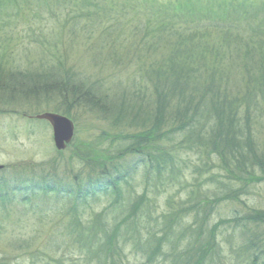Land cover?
I'll return each mask as SVG.
<instances>
[{
	"label": "trees",
	"instance_id": "1",
	"mask_svg": "<svg viewBox=\"0 0 264 264\" xmlns=\"http://www.w3.org/2000/svg\"><path fill=\"white\" fill-rule=\"evenodd\" d=\"M109 1L104 0L105 9L90 0V18L94 16L101 24L98 28H107L109 35L111 29H118L128 36L125 52L134 55H125L133 59L126 70L134 78L129 80L133 94L126 102L108 100L101 91L90 92L84 82L71 85L65 72L62 78L54 69L23 78L0 67L3 97L37 99L42 92L61 99L67 107L77 103L111 123L112 136L101 132L100 144L90 148V155L84 148L78 152L80 166L88 155L90 163L98 166V158L102 164L86 169L83 176L77 174L79 179L74 175L72 180H59L54 159L50 169L39 165L5 190L2 180L0 210L23 202L31 212H44L71 195V200L86 205L91 198L108 194L114 198L108 207L115 214L109 225L106 210L83 222L76 208L66 214L62 238L57 237L59 244L72 239L78 264H90L91 259L117 264L123 238L131 239L136 249L149 251L148 264L158 258H165L161 262L165 264L167 255L169 264H223L215 233L219 227L226 231L225 226L233 225L234 230L237 220H219L211 229L208 219L213 207L222 201V192L226 199H237L231 189L234 184L245 188L264 181V151L255 133L256 127L264 125V1L168 0L162 4L153 0L120 5ZM18 3L0 0V9H18ZM42 4L49 15L54 14L51 6H60L67 14V9L87 7L85 0H44ZM101 10L108 14L110 26L104 25ZM101 144L106 145L108 158L94 155ZM188 153L196 163H190ZM138 168L144 169L145 190L124 197L123 188L129 187ZM186 170H191L192 191L185 198L169 196L164 211L154 217L146 190L178 185ZM109 172L115 176L106 177ZM201 182L216 184V193H202ZM181 187L185 192L187 186ZM257 212H249L247 218L261 225L264 213ZM228 234L233 240L234 235ZM32 238L27 242L32 243ZM231 242L227 240L228 245ZM252 245L260 248L257 242ZM251 249L248 244L243 254L238 250L239 264L257 262Z\"/></svg>",
	"mask_w": 264,
	"mask_h": 264
},
{
	"label": "rangeland",
	"instance_id": "2",
	"mask_svg": "<svg viewBox=\"0 0 264 264\" xmlns=\"http://www.w3.org/2000/svg\"><path fill=\"white\" fill-rule=\"evenodd\" d=\"M43 1L17 0L18 9L11 10L7 7L0 9L1 69L14 75L20 74L23 78L29 77L30 74L45 75L47 71L54 69L60 71L61 78L64 72L71 77V85L84 82L86 90L101 91L108 100L121 102L129 100L130 94H133L129 80L133 76L126 67L133 59L125 55L127 53L134 55V53L125 52L124 44L128 36L119 33L118 29H111L109 35L107 28L103 31L102 28H98L101 24L96 22L94 16L90 18V0H85L87 6L85 9H81L80 5L83 11H73L66 7L69 15L60 6L49 7L54 13L49 15L50 10H45ZM114 1L120 5L121 3L140 4L153 0H110L109 2ZM157 1L164 4L168 0ZM93 3L108 9L106 6L108 4L105 5L104 0H93ZM99 13L105 21L104 25L110 26L108 14L103 10ZM77 14L78 16H75ZM90 21L94 23L90 25ZM131 69L134 70V65ZM38 93L40 92L36 95ZM44 95L46 93L41 92L36 96L37 99L35 96L12 99L3 97L0 93V165L5 167L4 172L0 174V181L4 180V190L9 185H13L14 181L20 183L21 176H30L31 171L39 165H45L46 169H50L55 164L54 159L57 162L56 177L59 180H68V178L72 180L74 175L79 173L83 176L86 169L95 170L98 169L99 164H102L98 158L95 160L99 163L98 166H95L94 162L90 163L92 162L89 158L90 148L92 146L96 148L100 144L101 132L106 131L112 136L111 123L85 107L78 106L77 103L67 107L68 104L61 99ZM45 112L65 115L74 126L72 143L61 153H56L53 148L51 128L45 122L27 119ZM255 133L257 143L262 145L260 149L264 151V125L261 128L256 127ZM110 140L111 137L108 138V141ZM83 148L89 155L83 166H80L77 163L78 152ZM105 148L106 145L101 144L100 150L95 151L94 155L101 159L108 158L104 154L108 152ZM187 155L190 163L194 164L195 156L190 153ZM69 164L70 169L67 168ZM89 164L90 168H88ZM24 170L23 174L21 171ZM190 171H184L180 178L183 181H179L181 186H187L185 192L180 184L175 186L166 184L164 188L158 186L156 189L146 190L144 195L154 206V217L164 211L165 201L169 196L185 198L187 192L192 191L194 183ZM143 174V168H138L133 173L129 179V187L123 188L124 197L126 194L133 197L145 190L141 177ZM80 175L76 177L79 179ZM107 176L115 175L109 172L106 173ZM199 184L202 186V193L204 191L208 195L216 193V184L207 186H203L202 182ZM231 189L233 193L238 194L237 199L231 200L232 197L226 199V195L223 196L222 192L220 194L222 201L214 205L211 217L208 219V226L211 229L218 226L219 220L231 218L237 220L234 230L230 229L233 225L225 226L230 232L219 227L215 233V241L221 248L222 263L239 264L238 250L240 249L243 254V246L249 244L252 247L251 252L255 251L253 253L257 260L255 264H264V223L260 225L247 218L249 212L252 213L254 210L258 211L257 213H264V181L245 188L234 184ZM73 198L74 195L66 197L63 203L59 202L53 208H46L44 212L42 210L43 213L38 210L31 212L23 202L16 204L15 208L12 205L6 210H0L2 216L0 230L5 229L4 232L3 230L0 232V264H78L75 253L77 246H72V239L68 238V241L59 244L63 232L60 228L67 223L66 214H72L76 208L78 214L84 215L80 218L83 222L106 210L109 225L115 214L108 206L114 198L108 194H100L91 198L86 205L71 200ZM117 222L119 221L114 222V225ZM123 228L124 226L121 229ZM228 233L234 235L233 240ZM28 237L32 238V243L27 242ZM55 237L57 238L53 241ZM123 240L117 264H148V250L136 249L131 239L123 238ZM227 240L230 242L232 240L231 245H228ZM255 242L261 249L253 247L252 243ZM54 244H57L56 248L53 247ZM168 251L164 250L166 254ZM249 256L253 255L250 253ZM167 257L165 264H169ZM164 260L165 258L163 261L161 258L153 259L150 264H161ZM90 264H101V262L91 259Z\"/></svg>",
	"mask_w": 264,
	"mask_h": 264
},
{
	"label": "water",
	"instance_id": "3",
	"mask_svg": "<svg viewBox=\"0 0 264 264\" xmlns=\"http://www.w3.org/2000/svg\"><path fill=\"white\" fill-rule=\"evenodd\" d=\"M35 119L46 121L51 126L55 150L58 152L65 150L73 138L74 127L72 122L63 116L53 113H42L36 115ZM2 169L3 167L0 166V170Z\"/></svg>",
	"mask_w": 264,
	"mask_h": 264
}]
</instances>
